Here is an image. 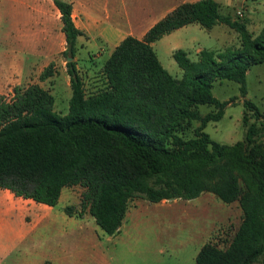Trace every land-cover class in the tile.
Returning a JSON list of instances; mask_svg holds the SVG:
<instances>
[{"label": "trees", "instance_id": "trees-1", "mask_svg": "<svg viewBox=\"0 0 264 264\" xmlns=\"http://www.w3.org/2000/svg\"><path fill=\"white\" fill-rule=\"evenodd\" d=\"M53 3L66 43L62 53L74 58L83 31L74 24L70 2ZM219 7L216 0L182 2L143 38L124 37L104 62V86L94 92H86L75 60L67 61V114L54 110L53 95L37 83L0 94V189L53 207L64 187L80 185L78 214L87 211L109 235L119 232L135 198L155 203L209 192L226 204L237 201L242 217L224 248L205 242L194 264H264V147L253 144L255 125L234 144L219 143L204 131L230 103L213 95V82L235 81L244 96L248 70L264 64V27L253 36ZM192 23L205 29L223 23L238 32L240 45L200 49L196 61L175 49L172 57L183 71L177 79L152 43ZM53 66H45L39 79L53 76ZM243 104L261 116L251 101ZM201 105L213 109L202 115ZM194 120L198 126L184 137Z\"/></svg>", "mask_w": 264, "mask_h": 264}, {"label": "rangeland", "instance_id": "rangeland-1", "mask_svg": "<svg viewBox=\"0 0 264 264\" xmlns=\"http://www.w3.org/2000/svg\"><path fill=\"white\" fill-rule=\"evenodd\" d=\"M88 1L99 9L106 0ZM109 1L118 2L135 27H145L158 19L171 3ZM216 1L222 15L244 22L253 36L264 27V0ZM237 11L243 15L238 16ZM58 12L53 0H0V94L9 96L16 85L37 83L53 95L54 110L64 115L68 113L71 89ZM76 23L79 26L81 21ZM239 45L238 32L223 23L211 29L192 23L154 42L153 49L163 67L180 79L183 71L172 57L173 50L184 49L196 61L200 49L223 51ZM76 47L72 60L86 92H94L104 86L103 65L113 47L87 33L77 38ZM51 61L54 75L40 80L39 74ZM245 87L242 96L240 84L235 81L213 82V95L230 103L223 116L208 122L204 131L219 143L234 144L244 141L248 125L254 124L253 144L264 147V64L250 67ZM244 99L258 108L259 118L244 107ZM212 109L199 107L202 115ZM198 124L197 120L191 121L183 136H192ZM82 191L80 185L64 187L58 203L51 207L0 189V264H194L205 242L224 248L242 217L237 201L226 204L207 192L200 199L165 203L135 198L129 203L119 232L109 235L87 211L78 214Z\"/></svg>", "mask_w": 264, "mask_h": 264}, {"label": "crops", "instance_id": "crops-1", "mask_svg": "<svg viewBox=\"0 0 264 264\" xmlns=\"http://www.w3.org/2000/svg\"><path fill=\"white\" fill-rule=\"evenodd\" d=\"M67 1L72 4V19L74 21V24L83 31V34L87 33L91 37H96L97 39H100L102 43H105L107 46L109 45L114 48L127 35H132L139 39L143 38L146 31L154 23H156L159 19L164 17L178 4L182 2H193L197 0H171V3L168 4L167 8L164 9L163 15H161L158 19H154L151 23H149L145 27H142V25L135 27V25L133 24V19L130 17L128 13L126 15V12L122 10V7L119 6L118 2L116 1L110 2L109 0H106L105 3L102 4L101 8L99 9H97L96 6L93 4L90 5L91 1L89 4L88 0H67ZM58 13L60 14V12ZM76 20L81 21L79 26L76 23ZM172 33L173 31L169 34L164 35L159 40L163 39L168 35H171ZM153 44L154 43H152V46ZM202 194L203 193H201L198 197H196V199L197 198L200 199ZM160 202L165 203L164 200Z\"/></svg>", "mask_w": 264, "mask_h": 264}, {"label": "water", "instance_id": "water-1", "mask_svg": "<svg viewBox=\"0 0 264 264\" xmlns=\"http://www.w3.org/2000/svg\"><path fill=\"white\" fill-rule=\"evenodd\" d=\"M72 58H73V57H71V56H67V57H66V60H67V61H71V60H72ZM168 200H173V199H172V198H170V199H168Z\"/></svg>", "mask_w": 264, "mask_h": 264}, {"label": "built area", "instance_id": "built-area-1", "mask_svg": "<svg viewBox=\"0 0 264 264\" xmlns=\"http://www.w3.org/2000/svg\"><path fill=\"white\" fill-rule=\"evenodd\" d=\"M237 15L241 17L243 13L241 11H237Z\"/></svg>", "mask_w": 264, "mask_h": 264}]
</instances>
